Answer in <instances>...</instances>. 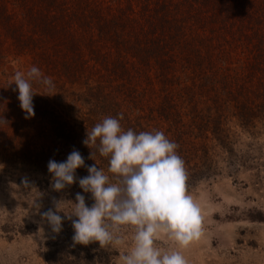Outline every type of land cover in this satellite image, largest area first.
<instances>
[{"label":"rangeland","instance_id":"rangeland-1","mask_svg":"<svg viewBox=\"0 0 264 264\" xmlns=\"http://www.w3.org/2000/svg\"><path fill=\"white\" fill-rule=\"evenodd\" d=\"M32 66L54 86L31 82L26 119L12 82ZM109 116L163 131L189 162L205 146L214 173L187 185L203 217L200 238L178 249L188 264H264V0H0V264H119L130 250L131 227L118 244L85 245L72 220L55 233L40 215L54 201L70 212L77 193L91 207L78 184L87 166L116 182L84 143ZM73 150L85 166L54 191L48 161ZM156 244L175 247L164 233Z\"/></svg>","mask_w":264,"mask_h":264},{"label":"clouds","instance_id":"clouds-1","mask_svg":"<svg viewBox=\"0 0 264 264\" xmlns=\"http://www.w3.org/2000/svg\"><path fill=\"white\" fill-rule=\"evenodd\" d=\"M34 80L48 89L54 86L35 66L27 73L17 72L12 82L26 119L35 115ZM84 143L108 158L107 171L116 182H110L109 175L97 164L87 166L88 175L79 178L78 184L84 193L91 194V207L86 205L84 195L77 193L70 212L59 210L61 201H54L56 211L50 208L42 212V220L58 233L62 220L70 219L75 243L96 241L101 247L120 243L116 235L120 227H131L132 245L120 256L119 264H188L178 249L200 238L203 217L200 206L188 194L184 161L176 151L178 145L163 131H124L120 120L111 116L87 131ZM92 156L93 152L89 158ZM84 166L85 159L78 150L71 151L62 162L50 159L47 169L52 189L61 191L77 182L75 170ZM160 233L173 242L172 250L157 246Z\"/></svg>","mask_w":264,"mask_h":264},{"label":"trees","instance_id":"trees-1","mask_svg":"<svg viewBox=\"0 0 264 264\" xmlns=\"http://www.w3.org/2000/svg\"><path fill=\"white\" fill-rule=\"evenodd\" d=\"M158 111L165 117H167V113L170 110L171 107L174 108V105L171 104L167 100H162L157 104ZM216 128V126L211 128V131H214L213 129ZM219 128V126H218ZM214 134V132H213ZM180 136L179 133L175 134V137ZM217 141H223L220 137V134L216 136ZM201 153L200 152H194L197 157L202 155V158H199V160H193L189 162V156L187 155L186 152L182 150L178 146L177 148V154L183 159L185 169H186V174H187V179H186V185L194 183L196 180L202 179V178H207L211 176L212 173H214V166L210 163L209 160L205 159L204 155L206 156L207 150L205 146H201ZM204 157V158H203Z\"/></svg>","mask_w":264,"mask_h":264}]
</instances>
